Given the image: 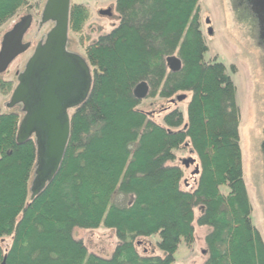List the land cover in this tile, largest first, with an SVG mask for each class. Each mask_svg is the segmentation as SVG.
<instances>
[{
  "label": "trees",
  "instance_id": "trees-1",
  "mask_svg": "<svg viewBox=\"0 0 264 264\" xmlns=\"http://www.w3.org/2000/svg\"><path fill=\"white\" fill-rule=\"evenodd\" d=\"M198 1L116 0L118 25L85 48L92 86L70 116L60 167L32 200L35 143H17L18 114L0 113V264L4 257L5 264H172L179 244L195 240L199 205L197 223L210 228L204 264H264L243 176L236 87L223 63L204 60ZM25 4L0 0V26ZM87 18L85 5L70 4V31L81 32ZM170 57L180 59L178 70H169ZM141 81L149 96L191 93L185 127L180 110L167 112L163 126L137 108ZM188 144L199 168L192 190L180 187L183 170L168 164ZM114 192L127 202L113 203ZM101 223L118 239L109 257L88 253L72 235ZM154 234L163 256L137 248Z\"/></svg>",
  "mask_w": 264,
  "mask_h": 264
},
{
  "label": "rangeland",
  "instance_id": "rangeland-1",
  "mask_svg": "<svg viewBox=\"0 0 264 264\" xmlns=\"http://www.w3.org/2000/svg\"><path fill=\"white\" fill-rule=\"evenodd\" d=\"M45 0H26L16 14L0 26V46L5 33L11 30L19 18L32 14L33 20L23 36V41L31 47L0 73V83L9 81L10 88L5 85L0 88V113L13 111L18 113V124L23 112L18 106L7 107L6 102L13 86L16 83V72H21L27 59L33 52L36 42L44 37L52 26V22L40 23L41 12ZM71 3L83 4L88 9V18L81 32L68 31L69 44L84 55L86 46L93 43L100 35L107 34L115 28L121 15L116 8V0H71ZM199 23L205 38L208 50L204 53V60L216 59L223 63L235 87V101L239 110V145L243 167V176L252 204L251 221L261 234L264 241V0H199ZM101 10H109V14H100ZM210 30V31H209ZM6 80V81H5ZM7 86V85H6ZM185 95L177 100L178 95ZM191 97L190 92H180L170 98H161L159 95L149 96L139 100L137 108L148 114L154 122L163 125L164 115L174 109L180 110L183 116V125L187 122V104ZM178 128H172L177 130ZM175 160L168 162L177 165L183 170L180 187L192 190L198 173H195L197 156L191 151L190 145L182 146L174 151ZM194 158L187 165L184 160ZM198 168V167H197ZM35 163L28 183V200L30 187L34 178ZM199 170V168H198ZM226 190V187H221ZM127 196L114 192L112 202L124 205ZM203 211L202 206L194 208V242L188 247L182 241L174 253L172 264H204L207 258L205 237L210 228L199 225L197 218ZM72 235L81 240L88 253L101 257H109L113 252L118 239L115 231L101 223L97 228H74ZM6 237L3 246L10 243ZM159 236L154 234L147 238H140L142 245L139 251L149 248L154 255L163 256L164 253L156 247ZM146 246V247H145Z\"/></svg>",
  "mask_w": 264,
  "mask_h": 264
},
{
  "label": "water",
  "instance_id": "water-1",
  "mask_svg": "<svg viewBox=\"0 0 264 264\" xmlns=\"http://www.w3.org/2000/svg\"><path fill=\"white\" fill-rule=\"evenodd\" d=\"M71 0H45L40 23L52 22L44 37L35 45L23 70L18 73L7 107L22 104L16 133L17 143L32 139L36 146L34 178L30 187L32 200L57 173L69 138V107L83 102L89 93L91 75L86 60L66 49ZM109 14V10H101ZM30 17L23 18L7 31L0 46V72L30 45L22 42ZM210 31V30H209ZM169 70L180 68V59H168ZM145 81L137 83L133 95L138 100L148 95ZM185 95H178L182 100ZM191 162L195 159L190 158ZM187 165V160H184ZM195 168V173H198ZM5 259V257H4ZM3 261L1 264H5Z\"/></svg>",
  "mask_w": 264,
  "mask_h": 264
},
{
  "label": "flooded vegetation",
  "instance_id": "flooded-vegetation-1",
  "mask_svg": "<svg viewBox=\"0 0 264 264\" xmlns=\"http://www.w3.org/2000/svg\"><path fill=\"white\" fill-rule=\"evenodd\" d=\"M101 14V13H100ZM103 15H105V14H103ZM26 17H30V24H32V20H33V17H32V14H27V15H25V16H23V17H21V18H19V20L14 24V26L15 25H17L23 18H26ZM30 24H29V26H30ZM41 25L42 24H40V21H39V26L41 27ZM13 26V27H14ZM29 26H28V28H29ZM28 28L26 29V31L28 30ZM25 34V33H24ZM24 36V35H23ZM42 37V36H41ZM40 37V39L36 42V44L42 39ZM22 42H24L23 41V38H22ZM24 43H27V42H24ZM35 44V45H36ZM90 44V43H89ZM31 47V45H29L28 46V48L25 50V51H23V52H21L20 54H18L13 60H15L18 56H20L22 53H24V52H26L29 48ZM35 47V46H34ZM34 47H33V49H34ZM66 49H67V51L68 52H72V53H76V54H78V55H80L78 52H77V49L76 48H74L73 46H71L70 44H69V40L67 41V45H66ZM84 54H85V51H84ZM81 57H83L85 60H86V62H87V64H88V66H89V72H90V75H91V78L93 79V72H94V68L92 67V65H90V63L88 62V60H87V58H86V56H84V55H80ZM12 60V61H13ZM11 61V62H12ZM10 62V63H11ZM10 63L8 64V66L10 65ZM25 65V64H24ZM7 66V67H8ZM23 68H24V66H23ZM7 69V68H6ZM5 69V70H6ZM5 70L4 71H2V72H5ZM22 71V70H21ZM1 73V72H0ZM18 73H20V72H16V77H15V80H16V83H15V85L13 86V88H12V90L14 89V87L16 86V84H17V76H18ZM92 79H91V85H90V88H89V92H90V89H91V86H92ZM6 81V80H5ZM6 82H9V81H6ZM12 92V91H11ZM88 95H89V93L87 94V96H86V98L88 97ZM86 98H85V100L83 101V102H81V103H79V104H77V105H75L74 107H69L68 109H67V113H68V115H69V118H70V116H71V114L76 110V109H78L80 106H82L83 104H84V102L86 101ZM8 104V102H6V105ZM14 107L15 106H18L19 107V109L22 111V104L21 103H18V104H15V105H13ZM18 114V113H17ZM23 116V115H22ZM32 140L34 141V136H32Z\"/></svg>",
  "mask_w": 264,
  "mask_h": 264
}]
</instances>
